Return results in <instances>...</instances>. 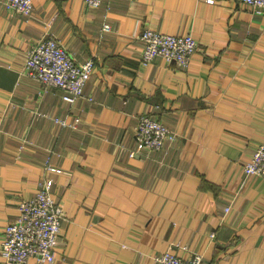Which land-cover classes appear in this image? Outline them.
Instances as JSON below:
<instances>
[{
  "label": "crops",
  "instance_id": "crops-1",
  "mask_svg": "<svg viewBox=\"0 0 264 264\" xmlns=\"http://www.w3.org/2000/svg\"><path fill=\"white\" fill-rule=\"evenodd\" d=\"M32 4L0 0V242L48 176L64 212L53 264H154L188 249L204 264H264V178L242 171L264 142V12L243 0ZM147 27L191 32L189 64L144 63ZM47 34L94 61L73 103L24 68ZM141 112L173 133L160 149L136 141Z\"/></svg>",
  "mask_w": 264,
  "mask_h": 264
},
{
  "label": "built area",
  "instance_id": "built-area-1",
  "mask_svg": "<svg viewBox=\"0 0 264 264\" xmlns=\"http://www.w3.org/2000/svg\"><path fill=\"white\" fill-rule=\"evenodd\" d=\"M88 7H97L102 0H82ZM8 9L28 13L32 9V0H4ZM256 13L264 12V0H243ZM103 30L110 28L108 23ZM143 42L141 59L149 62L154 56L166 61H175L187 66L196 48L197 40L190 33L160 32L147 27L139 33ZM92 58L75 61L66 51L60 40L47 34L30 46L27 51L24 68L26 73L48 86L63 90L62 98L73 103L83 94L84 86L94 69ZM78 118L76 119V121ZM64 124L63 121H60ZM173 133L154 116L147 112L138 115L135 138L141 147L151 150L160 149L165 139L173 138ZM242 171L246 176L264 178V142H260L253 151ZM52 180L44 176L37 182L33 196L19 204L15 220L8 222L2 231L0 257L8 264H28L30 257H36L37 264H53L55 246L60 223L64 217L61 205L51 196ZM213 236V234H210ZM185 255H176L163 251L155 257L154 264H204L203 256L195 250H187Z\"/></svg>",
  "mask_w": 264,
  "mask_h": 264
},
{
  "label": "rangeland",
  "instance_id": "rangeland-1",
  "mask_svg": "<svg viewBox=\"0 0 264 264\" xmlns=\"http://www.w3.org/2000/svg\"><path fill=\"white\" fill-rule=\"evenodd\" d=\"M4 4H5V2H4ZM6 6V5H5ZM93 8V7H92ZM171 33H173V32H171ZM191 33V32H190ZM178 34H183V33H178ZM27 56V55H26ZM87 60V59H86ZM25 61H26V59H25ZM85 61V60H84ZM82 62V61H81ZM24 65H25V63H24ZM164 125V124H163ZM165 126V125H164ZM166 127V126H165ZM167 128V127H166ZM168 129V128H167ZM168 131L170 132V130L168 129ZM167 139H169V138H167ZM167 139H165V140H167ZM139 144V143H138Z\"/></svg>",
  "mask_w": 264,
  "mask_h": 264
},
{
  "label": "trees",
  "instance_id": "trees-1",
  "mask_svg": "<svg viewBox=\"0 0 264 264\" xmlns=\"http://www.w3.org/2000/svg\"><path fill=\"white\" fill-rule=\"evenodd\" d=\"M259 143H260V142H258V143L256 144V146L254 147V150L256 149V147H257V145H258ZM254 150H253V151H254ZM252 153H253V152H252ZM251 155H252V154H251ZM250 157H251V156H250ZM211 234H212V233H211Z\"/></svg>",
  "mask_w": 264,
  "mask_h": 264
}]
</instances>
